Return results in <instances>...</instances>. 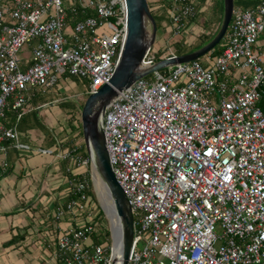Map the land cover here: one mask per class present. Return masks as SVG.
Wrapping results in <instances>:
<instances>
[{
    "label": "built area",
    "instance_id": "built-area-1",
    "mask_svg": "<svg viewBox=\"0 0 264 264\" xmlns=\"http://www.w3.org/2000/svg\"><path fill=\"white\" fill-rule=\"evenodd\" d=\"M151 3L174 33H209L197 23L209 0ZM127 13L126 0H0V155L6 141L31 149L20 141L18 121L36 91L59 88L63 76L82 79L86 95L110 81ZM262 33L264 0L235 7L221 54L152 71L108 106L110 164L134 219L129 264H264ZM26 47L30 56L21 57ZM176 55L151 46L140 66ZM9 110L16 113L12 124ZM58 144L70 171L92 164L80 146ZM69 183L77 198L58 205L54 217L73 212L91 220L58 234V259L111 264L112 247L109 254L107 243L93 242L90 181L74 174Z\"/></svg>",
    "mask_w": 264,
    "mask_h": 264
},
{
    "label": "crops",
    "instance_id": "crops-1",
    "mask_svg": "<svg viewBox=\"0 0 264 264\" xmlns=\"http://www.w3.org/2000/svg\"><path fill=\"white\" fill-rule=\"evenodd\" d=\"M38 95L18 121L20 141L31 149L6 141V151L0 155V264H64L57 256L58 234L86 220V214L73 212L61 220L54 217L56 207L71 199L69 180L74 174L84 175L85 169L70 171L69 161L57 155L58 139L52 128L63 123L62 108ZM9 114L12 124L16 119L11 110Z\"/></svg>",
    "mask_w": 264,
    "mask_h": 264
},
{
    "label": "water",
    "instance_id": "water-1",
    "mask_svg": "<svg viewBox=\"0 0 264 264\" xmlns=\"http://www.w3.org/2000/svg\"><path fill=\"white\" fill-rule=\"evenodd\" d=\"M126 2L127 35L115 71L108 83L102 85L97 92L87 95L80 116L87 154L105 186L103 198L105 206L102 202V208L109 218H115V222H111L110 227L111 264H129L134 239V219L129 200L110 164L104 131L106 110L118 95L137 79L152 71L190 62L208 54L224 39L235 9L234 0H223L221 25L211 40L192 52L161 59L153 66L142 69L141 61L153 45L158 27L148 0H126ZM149 25L151 29H148Z\"/></svg>",
    "mask_w": 264,
    "mask_h": 264
},
{
    "label": "rangeland",
    "instance_id": "rangeland-1",
    "mask_svg": "<svg viewBox=\"0 0 264 264\" xmlns=\"http://www.w3.org/2000/svg\"><path fill=\"white\" fill-rule=\"evenodd\" d=\"M148 1L150 3L153 2V0H148ZM235 1L237 2L238 0ZM218 2H219L218 7L221 13H223L224 2L223 0H219ZM247 2H249V0H247ZM216 13H217V4L215 3L214 0H211V4L210 3L208 4V10L206 11V13L200 16L199 19L197 18V23H199L205 29H210L212 27L221 25V22L219 23L220 19L217 18ZM163 22L158 27L156 39L152 45L153 52L160 50L161 55L169 54V53H176L178 55V52L183 51L186 48L193 47L195 43H198L200 41L199 40L200 38L199 39L197 38L199 35L195 33L193 34L192 32L190 33L189 36L183 34H176L173 31H171V29L169 28L168 22L167 24H164ZM202 22L209 24L204 26L202 25ZM148 29H151L150 25L148 26ZM186 39L190 42V44H186ZM202 39L203 38H201V40ZM260 40L262 41L264 40V33L261 34ZM223 41H225V37L222 40V42ZM191 44L192 46H187ZM218 47L219 44L217 48ZM29 52L30 49L26 47V49L24 51H21L19 55L21 57H23L24 55L26 57H29L30 56ZM203 59L204 57H202V60ZM74 80H76V77L63 76L60 78V82L58 86L59 88L54 89V91L58 93L56 94L54 93V91L50 92L55 96V98L53 99L54 103L62 108V114L60 117L63 118V123L59 124L55 128L53 127L52 129L54 130L53 133L57 137L58 141L63 145V147H68V146L71 147L78 145L81 147L82 152L85 154L87 153V151L83 140V134L81 133L82 126L80 127L81 125L80 116L84 101L87 97L86 85L82 82V80H79V82H77V86L72 85L75 82ZM52 98L53 97L49 98V101H52L50 100ZM76 123H78V125H76ZM94 172L95 171L92 164H90L88 169L84 172V175L90 181L89 194L91 196L90 204L92 206L89 212L93 216L95 215V219H93L92 221L98 224V233L101 232L102 235L101 234L100 235L103 236L104 235L103 233L105 231L110 230L111 220L109 219L108 215L102 208L103 201L101 200L96 188ZM86 220L90 221L91 217L88 216ZM105 241H106L105 243H107L108 241L110 247H112L111 236H109ZM86 243L90 244L91 240L88 239Z\"/></svg>",
    "mask_w": 264,
    "mask_h": 264
},
{
    "label": "trees",
    "instance_id": "trees-1",
    "mask_svg": "<svg viewBox=\"0 0 264 264\" xmlns=\"http://www.w3.org/2000/svg\"><path fill=\"white\" fill-rule=\"evenodd\" d=\"M201 1V4H205L208 0H200ZM210 1V4H211V0H209ZM215 1V3L217 4V13H216V16H217V18H219L220 20H219V23L222 21V17H223V13H221V11H220V9H219V0H214ZM256 0H249V2H247V0H238L237 2L234 0V2H235V7H238V6H242V7H244V8H246V7H249V5H254L256 2H255ZM152 5H153V3H149V6L150 7H152ZM223 9H224V6H223ZM208 9H206L205 11H202V12H200L199 14H198V16H197V18L199 19V17L200 16H202L204 13H206V11H207ZM152 14H153V16H154V18H155V20H156V23H157V27H159L160 25H161V23L164 21V20H166V16H165V12L162 10V11H159V10H152ZM209 23H203L202 22V25H204V26H206V25H208ZM219 28H220V25H218V26H216V27H212V28H210L209 29V33H207V34H202V35H199L197 38L200 40L198 43H193L194 44V46L193 47H189V48H186V49H184L183 51H180V52H178V54H185V53H189V52H192V51H194V50H196V49H198V48H200L201 46H203L205 43H207L209 40H211L213 37H214V35L218 32V30H219ZM201 38H203L202 40H201ZM224 42L225 41H221L220 43H219V47L217 48V46L213 49V50H211L208 54H210V55H212V56H215V55H219V54H221L222 53V51H223V49H224ZM187 44V43H186ZM187 46H192V44L191 45H187ZM73 77H76V82H79V80H82V79H80L79 77H77V76H73ZM83 81V80H82ZM55 89H57V87H55ZM54 91V89L51 91V90H49L48 89V91L46 90L45 92H36L35 93V95H34V97L33 98H36L37 96H39L38 94L40 93V97H41V99H45L46 101L45 102H48L49 101V98H51V97H53L52 99H50V100H52L53 101V99L55 98V96L53 95V94H51L50 92H53ZM38 93V94H37ZM54 93H58V92H55L54 91ZM56 101V100H55ZM50 102V101H49ZM65 107V106H64ZM12 113H13V115L15 116V119H16V113L15 112H13L12 111ZM10 114H11V112H10ZM9 111H7V115H8V121H10L9 120ZM13 118V117H12ZM22 119V118H21ZM40 127H42V125H40ZM80 127H81V125H80ZM81 133H82V131H81ZM83 134V133H82ZM59 142L57 141V144H58ZM59 145V144H58ZM71 147H73V146H71ZM84 150H85V148H84ZM81 152H82V150H81ZM86 152V151H85ZM83 153V152H82ZM84 154V153H83ZM86 155H87V153H85ZM88 193H89V190H88ZM71 198H77V195L75 194V193H73L72 194V196H71ZM102 235V233L100 232V233H97V234H94L93 235V242L94 243H96V244H98V243H102V242H106L105 240L109 237V236H111V232H110V230H107V231H105L103 234L105 235H103V236H101ZM112 238V237H111ZM107 244H108V252H109V254H110V244L108 243V241H107Z\"/></svg>",
    "mask_w": 264,
    "mask_h": 264
},
{
    "label": "bare ground",
    "instance_id": "bare-ground-1",
    "mask_svg": "<svg viewBox=\"0 0 264 264\" xmlns=\"http://www.w3.org/2000/svg\"><path fill=\"white\" fill-rule=\"evenodd\" d=\"M94 173H95L96 188H97L98 194H99V196H100V198H101V200L103 201V204H104V199L103 198H104V193H105V186H104V183L101 180L100 176L98 175V173L96 171ZM104 206H105V204H104ZM109 219L111 220V222H113V223L115 222V218L110 217ZM115 252H116V249H115L114 253Z\"/></svg>",
    "mask_w": 264,
    "mask_h": 264
}]
</instances>
